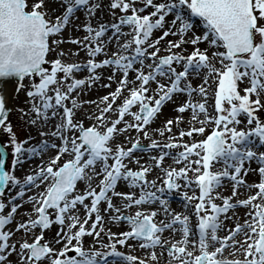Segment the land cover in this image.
<instances>
[{
  "label": "snow or ice",
  "instance_id": "obj_1",
  "mask_svg": "<svg viewBox=\"0 0 264 264\" xmlns=\"http://www.w3.org/2000/svg\"><path fill=\"white\" fill-rule=\"evenodd\" d=\"M61 7L63 13L53 19L46 0H0V80L27 79L29 110L35 114L28 123L44 127L53 123L54 129L51 133L39 129L38 134L49 139L25 147L31 137L17 138L0 95V128L6 133L0 145V196L10 186L11 201L10 211L0 214V264H109L108 257L123 264H161V257L166 264H264V151L256 150L264 146V120L258 114L264 112V0H110L111 14L115 16L113 10L119 9L121 15L115 23L101 22L96 28L91 20L99 3L62 0ZM80 9L87 16L83 24L87 35L70 42L80 45L73 54L84 51L88 59L82 64L65 63L61 58L66 53L58 48L69 41L62 33ZM74 27L79 30L81 25ZM109 28L113 35H107ZM155 31L160 34L153 38ZM169 36L177 39H168L166 54L160 55L161 41ZM108 44L115 49L111 56ZM101 54L106 58L97 61ZM105 67L112 68L109 83L103 85L107 88L121 72L115 89L100 97L99 104L78 101L81 91L101 79L96 70ZM84 69L88 77L75 78L74 73ZM189 74L201 83L193 87ZM194 94L198 100H193ZM169 101L180 114L190 110V123L200 126L179 131L175 140L172 126L183 116L167 119L162 129H156L159 136L170 134L161 144L149 136V129ZM83 103L96 110L77 118L75 110ZM85 120L90 122L87 126ZM133 133L150 143L141 144L140 135L132 139ZM194 134L203 138L196 140ZM185 136L189 142L183 140ZM52 138L59 144L50 143ZM8 148L11 171L5 170ZM49 148L54 155L45 160ZM173 149L182 150L173 154ZM152 150L158 154L151 155ZM136 152L150 154L154 167L145 166L148 161L141 164L143 156ZM32 156L40 157V163L17 177V166ZM166 157L180 166L162 167ZM245 162H255L257 167L245 169ZM214 164L220 169L213 170ZM242 169L245 175L256 172L259 180L248 184L240 175ZM154 171L160 175L149 180ZM225 178L232 182L229 196L223 195ZM121 182L125 191H117ZM181 188L184 210L191 206V211L173 214L165 193ZM239 188L255 191L239 199ZM26 193L31 194L26 197ZM114 198L119 202L113 203ZM17 200L31 204L35 217L6 230L23 206ZM155 203L171 217L168 222L157 223L155 210H141ZM5 207L0 201V213ZM133 207L134 213L124 214ZM238 207L246 209L242 221L235 211ZM105 217L124 222V228L105 230ZM226 220L233 221L231 227ZM54 223L59 230L45 241L44 230ZM35 229H40L39 234ZM21 230V239L12 242ZM166 230L171 233L167 239L163 238ZM102 233L107 242L102 243ZM85 236L92 237L88 247ZM57 244L59 248L54 247ZM117 245L138 248L146 258L126 255Z\"/></svg>",
  "mask_w": 264,
  "mask_h": 264
},
{
  "label": "bare ground",
  "instance_id": "obj_2",
  "mask_svg": "<svg viewBox=\"0 0 264 264\" xmlns=\"http://www.w3.org/2000/svg\"><path fill=\"white\" fill-rule=\"evenodd\" d=\"M90 2L92 3H99L100 4V7H98L96 10H95V18H93L91 20V24L94 28L98 27V24L101 23V22H105V20L109 19H114L116 15H121L120 13V10L119 9H116V10H113L115 11V16H113L111 14V12L109 11V5L107 4V2L105 0H90ZM61 3H62V0H46V7H47V10L49 12V15L54 19L56 16H59L61 15L63 12L62 10L64 9L63 7H61ZM85 18V19H82V18ZM84 22H87V16H86V13L83 9H80L78 10L75 14H74V17L70 20V26L68 28H66L64 30V33H62L64 39H71L72 40H75V39H83V37L85 35H87V33L81 29L83 28V24ZM74 25H81L80 29L77 30L76 27H74ZM110 25V24H109ZM107 26V25H106ZM128 31V29H126ZM125 31V32H127ZM115 39V37L113 38ZM124 38L121 37V40H123ZM112 45V47H111ZM161 45L162 46H165L164 43L161 42ZM59 47L63 48L64 49V53H66L65 57H62V61H64L65 63H72L71 61L73 62H77L81 59H84L85 62L86 60L88 59V57L86 56L85 52L84 51H79L78 54H73V53H76L77 52V49L80 47V45H78L77 43H70V44H66V43H61L59 45ZM108 48H113V44H108L107 45V49ZM151 51V50H149ZM112 53V51L110 52ZM103 69H100V72L103 73ZM146 71V69H145ZM112 74V68H107L105 69V73L103 75V78L101 80H99L98 82L95 83L94 85V89L91 91V92H95L96 90L98 91L99 89H101L100 91V96H99V100L98 102L100 103V97H103L104 95H106L109 91H112L115 89L116 85H115V81L116 80H119L120 77L119 76H116L115 75V80L111 82V88H107V87H104L103 85L104 84H107L109 83V81L107 80V77L109 75ZM132 75V74H131ZM130 75V76H131ZM75 78H76V75L74 74ZM192 80V79H191ZM165 82V81H164ZM152 87L154 88L155 87V84L152 85ZM28 88H26L24 91H21L19 92L18 94L16 93L17 91L15 90H10L9 88H6L5 89V93H4V100H5V106L8 107V108H11L12 105H13V98L15 97H18L19 99L21 98V96L24 97V99L20 100L19 101V105H23V107H18L19 109V112L21 111V108H26L27 111H25V118H27V121H29L31 118H34V113L30 112V98L27 97L26 95V92H27ZM73 96H76L75 93L72 94ZM181 99H185L186 97L184 96H181L180 97ZM176 99V96H174L173 100ZM67 103V102H66ZM70 106V104H69ZM95 107H91V106H88V105H84L82 106L79 110H75L76 111V116L77 118H80L83 116L84 112H87V111H95L94 110ZM188 114L190 115V112H188ZM177 115H181L179 114L178 112H176L174 110V106H173V102L170 101L169 103H167V105H165V107L163 108V113L158 117L155 125H157V122L160 123L161 125L158 126L153 129L152 131L149 130V136L152 137L155 135V137H158L160 139V141L163 143H166L167 141V137L170 135L168 132H165L164 136H159L158 133L156 132V129H162L164 127V122L167 120V119H174ZM162 122H161V121ZM54 122H58V121H54ZM85 122H88L87 120L84 121ZM195 124H198V123H195V122H191L190 123V116H185L183 117V120L179 123V124H174V126H172V132H171V135L173 138H177V140L179 139L178 137V132L179 131H187L188 128L190 126H194ZM50 126H53V123H50L47 127H45L46 129L42 128L44 127L42 124H38V125H35V126H32L28 123V127L30 128V131L31 133L28 134V136L26 137V139H28L29 137H31V139H28L29 143H32L33 140H32V137L33 135H36V136H39L38 134V130L39 129H43V131L45 132H48L50 133V129H47L48 127ZM175 129V131H174ZM1 130V128H0ZM133 138L137 135H140V134H137V133H133ZM195 135H198V134H194ZM140 137H143L142 135H140ZM43 138H46V139H49V137H43ZM123 139V137H121ZM54 139V142H56L57 144H59V140L58 139H55V138H52ZM184 140V138H183ZM199 140V139H198ZM185 142H189L190 141V138L185 136ZM36 145V144H35ZM53 150L51 149H48L47 151V154L45 155L44 159L46 160L48 156H50L53 152ZM154 152V151H152ZM150 153L151 155H154L153 153ZM148 153H145V154H135L137 156H143V159L141 160V164H144L145 161H148V164H145V166H153L154 165L152 164V162L148 159V156L150 155ZM37 161V162H36ZM40 161V158L37 156V158H35L33 161H28L26 162L25 164L23 163L22 167L21 166H17L16 170H15V175L17 177H21V175H25L27 173H30L34 168H31L33 163H38ZM172 166V161L168 158L165 162L162 163V167H170ZM129 167L131 168H137V166L135 164H131L129 165ZM158 175H160V173L158 172H152V173H149L147 178L149 180H153L155 179ZM160 181L157 180V184H159ZM85 185L84 184H81L80 187L83 188ZM95 186V184H94ZM122 186V182L120 183V187ZM123 188V186H122ZM121 189V188H119ZM155 189H153L154 191ZM223 191H224V187H223ZM242 190H239V192H241ZM242 193V192H241ZM26 197H27V194H26ZM26 197H25V200H26ZM119 201L114 198L113 199V203H118ZM87 203V202H86ZM169 204V207H171V209H173V211H176V212H181V208L183 206L182 203H180L179 201H172ZM102 205V206H101ZM100 205V208H101V211H102V214H103V208H104V202L101 203ZM79 207V206H78ZM26 208L27 212H24V209ZM142 208L144 209H147L148 211H152V210H155L157 211L158 215L156 216V219L158 222H160L161 220H164L165 222H168V220L171 218L170 216L166 215L164 213V211L161 209V206L156 203L154 205H143L141 206V210ZM32 209V205L31 204H27L25 206H23L22 208V211L21 209L17 210V213L15 214V219H18V220H22V219H28L29 217H32L35 213L31 211ZM136 207H133L130 211L129 210H126L125 211V215L127 214H130L131 213H134L136 211ZM9 208L5 210V214H7L9 212ZM184 211V210H183ZM191 210H189L188 212H190ZM237 211L240 212V209L239 207L237 208ZM188 212H182L183 214H188ZM231 212V210L229 211V213ZM24 213V214H23ZM27 214V217H25L24 215ZM244 215L245 213H242L240 217L241 221L243 220L244 218ZM80 216H81V219H83V216H84V210L81 208V211H80ZM193 220H194V217H193ZM24 222V221H23ZM228 224L230 222H232V220H228L226 221ZM89 223H91V221H89ZM18 224V223H13L11 225H8L6 227V230L7 229H12V228H15V225ZM125 226V223L122 222V221H109L107 220V217H105V221H104V228L105 230H107L108 228H111V231L112 232H118V231H121ZM85 227H87V225H85ZM59 229H51V231L49 233L46 234L47 236V240H52L53 237L55 236L56 232L58 231ZM102 237H103V240H102V243L103 242H107L106 240V236L104 233L101 234ZM223 235V233H222ZM23 236V230H21V232H16V235L15 237L12 238V242H15L16 239L18 238H21ZM171 236V233H170V230H166L164 233H163V238H170ZM176 239H180V236L177 234ZM28 240L31 241L32 237L31 235H29L27 237ZM92 242V237L90 236H85L84 237V244H85V247H88L89 244ZM54 247L56 248H59L60 245H54ZM96 248H99L101 251H103L104 249L101 247V244H96L95 246ZM132 250L135 251V255L139 258H146L145 257V253L140 250V249H137V248H134V249H130L128 250L129 252L133 253ZM159 251V250H158ZM73 253H71L72 255ZM10 259L15 261L16 260V256L15 255H12L10 256ZM161 262H163V264H166V261H165V258L164 257H161ZM109 264H111V262H109ZM115 264H123L122 261H117Z\"/></svg>",
  "mask_w": 264,
  "mask_h": 264
},
{
  "label": "rangeland",
  "instance_id": "obj_3",
  "mask_svg": "<svg viewBox=\"0 0 264 264\" xmlns=\"http://www.w3.org/2000/svg\"><path fill=\"white\" fill-rule=\"evenodd\" d=\"M106 2H107V4L108 5H110V0H105ZM157 2V1H156ZM152 9L151 8H149V9H147L146 11H145V13H143V14H147V12L148 11H151ZM120 15H117V17H115L114 19H111V20H105V22L104 23H106L107 25L110 23H115L116 21H117V18L119 17ZM86 23V22H85ZM105 24V25H106ZM124 29H126V27L124 28ZM109 32V31H108ZM110 33V32H109ZM109 33H107V34H109ZM160 33H159V31H156V33H155V35L157 36V35H159ZM168 39H172V40H175V39H177L176 37H172V36H169V37H166L163 41H161L162 43H166V41L168 40ZM71 42H66V44H70ZM187 47V46H186ZM201 47H203V45H201ZM161 48H162V51H161V53H160V55H162V54H166L164 51H163V48H164V46H162L161 45ZM107 50V54H108V56H111V53L108 51V49H106ZM188 51H191V48L190 47H188ZM101 58H106V56L103 54V55H101L100 56ZM104 71H103V73L101 74V79H102V77H103V75H104V73H105V69H103ZM88 73H86V72H81L80 74H79V76H80V78H87L88 77ZM121 75H119V77H120ZM100 79V80H101ZM192 85L195 87V86H197L198 84H200L201 83V81H200V79L198 78V77H194L193 76V78H192ZM96 83V82H95ZM95 83L91 86V88L90 89H87L86 91H81L80 92V94H79V96L77 97V100L78 101H81V99L83 100V101H96V103L97 104H99V102H98V100H99V96H100V91H101V89H99L98 91L96 90L95 92H91L93 89H94V85H95ZM28 85L29 84H27V82L25 83V87L23 88V91L26 89V88H28ZM115 85H116V83H115ZM76 94V93H75ZM79 98V99H78ZM22 99H24V97L23 96H21V98L19 99L18 97H16V95H15V97H14V100H13V105H14V109L11 111V113H10V118L8 119V122H10L11 123V125H12V128H13V131L16 133V135H17V138L19 139V140H21V141H23V140H25L26 139V137L28 136V134L29 133H31V131H30V128L28 127V121H27V118H26V120H25V118H24V116H25V114H23V113H25V111H27V109L26 108H21V111L19 112V109H18V107H23V105H19L18 103H19V101L20 100H22ZM199 98L194 94V96H193V100L195 101V100H198ZM119 102V101H118ZM213 103V99H212V97L211 96H209V104H212ZM84 105H88V106H91V107H95L94 105H90V104H88V103H83L82 104V106H84ZM94 110H96V109H94ZM163 112V111H162ZM188 112H190V110L189 111H186L185 113H183V114H181L183 117H185V116H190L189 114H188ZM22 114V115H21ZM180 114V113H179ZM259 115H260V118L262 119V120H264V112H260V113H258ZM241 120H244L245 118H244V116H241V117H239ZM158 119V117L155 119V121L153 122V123H155L156 122V120ZM161 121V120H160ZM162 122V121H161ZM88 123H90L89 121L88 122H85V125L87 126V124ZM152 123V124H153ZM39 124V122L37 123V125ZM151 124V125H152ZM157 125L158 126H160L161 124L160 123H158L157 122ZM157 125H155V126H157ZM154 125L153 126H151L150 128H154L155 127ZM174 126V125H173ZM195 127H199L200 125L199 124H195L194 125ZM175 127V126H174ZM239 127H241V128H244L245 127V125L244 124H241ZM42 128H44V129H46L45 127H42ZM47 129H50L51 131H53L54 129H53V126H50V127H48ZM150 130V129H149ZM210 129H206V131H209ZM51 131H50V133H51ZM152 131V130H151ZM174 131H175V129H174ZM203 137L202 136H200V135H195V139L196 140H198V139H202ZM42 139V137L39 135V136H36V135H33V137H32V140H33V142H38V141H40ZM120 139H122V138H120ZM132 139H135V137L133 138V135H132ZM153 139H155V138H153ZM6 140V133L3 131V129L1 128V130H0V143H1V145H2V143L4 142ZM156 140V139H155ZM175 140H177V138H175ZM184 140H185V137H184ZM42 141V140H41ZM29 142V141H28ZM141 144H143V145H148L149 143H150V140L149 139H146V138H144V137H140V141H139ZM28 144V143H27ZM26 144V145H27ZM25 145V146H26ZM126 147H130L131 145H130V143L129 144H127V145H125ZM179 150H182V149H173L172 150V152L174 153H176L177 151H179ZM257 151H264V150H262V149H256ZM53 153L51 154V155H54V151H52ZM157 152V151H156ZM7 153H8V161H7V164H6V168H7V170H9V171H11L12 169H11V160H12V156H11V148H8L7 149ZM50 155V156H51ZM40 158V157H39ZM148 159H149V156H148ZM164 161H166V159L164 160ZM163 161V162H164ZM37 162V161H36ZM40 163V161L38 162V163H35V165L34 166H32V168H35L38 164ZM180 165H176V164H174L173 162H172V166H170V167H179ZM257 166L255 165V162H252V163H248V162H245V165H244V168L245 169H247V168H256ZM220 169V165L219 164H214V166H213V170H219ZM133 170H138V168H133ZM189 175H191V173H189ZM242 177H243V179L248 183V184H252V183H254V182H257L258 180H259V176H258V174L256 173V172H252V171H248L247 172V174L245 175V173H244V170L242 169V172H241V174H240ZM25 175H21V177H24ZM226 181L227 182H229L230 184L229 185H225V187H224V191H223V193H225V195L226 196H229L230 194H231V190H232V188H231V184H232V182L230 181V180H228V179H226ZM228 184V183H227ZM9 190H10V186H6L5 187V191H4V193H3V195L2 196H0V201H2V202H4L5 203V205H6V207H5V209L7 208V204H9L10 206H11V201H10V199H9V197H8V193H9ZM239 190H242L241 192H239ZM254 191H255V189H253L252 190V193H254ZM183 192H184V189L183 188H181L180 190H178V192H176L177 193V195H178V197L180 198L179 199V202L180 203H182L183 204V206H182V210H181V212H179L181 215H184L182 212H186L185 210H184V200L182 199V196H183ZM252 193H250V192H246L243 188H239L238 189V198L239 199H244V198H246V196L247 195H249V194H252ZM12 194L14 195V191L12 192ZM189 195H192V192H189L188 193ZM196 194L198 195V190H197V192H196ZM235 199V198H234ZM217 203L219 202L218 200L216 201ZM27 203V202H26ZM195 203V201H192V204H194ZM25 205H27V204H25ZM240 209V212L239 211H237V209L235 210L236 211V213L239 215V216H241V214L242 213H245L246 212V209L244 208V207H241V208H239ZM145 212H147V210L146 209H143ZM184 210V211H183ZM189 210H191V206H189ZM188 210V211H189ZM21 211H22V209H21ZM24 212H27V210H26V208L24 209ZM172 212L174 213V211L172 210ZM24 214V213H23ZM229 215H231L232 213L230 212V213H228ZM25 216V215H24ZM33 217H35V214L32 216V218ZM233 219H235V217H233ZM24 219H22V221H23ZM25 221V220H24ZM226 221H228V220H226ZM226 221H224V222H226ZM18 223H22L21 222V220L18 222ZM226 224V223H225ZM232 224H233V221L232 222H230L229 224H227L229 227H231L232 226ZM52 229H54V228H52ZM56 229V228H55ZM57 229H59V228H57ZM36 233H39V231H38V229H35L34 230ZM51 231V228L50 229H48V231L44 234V240L45 241H50V240H47L46 238H47V236H46V234L47 233H49ZM19 232H21V231H19ZM18 240H20V239H18ZM30 241V240H29ZM119 248H121V249H123V250H125V251H127L128 252V250H130L129 248H127V247H119ZM132 254L133 255H135V251L134 250H132ZM129 253H131V252H129ZM74 254V253H73ZM72 254V255H73ZM69 255H71V252L69 253ZM161 264H163V262H161Z\"/></svg>",
  "mask_w": 264,
  "mask_h": 264
}]
</instances>
